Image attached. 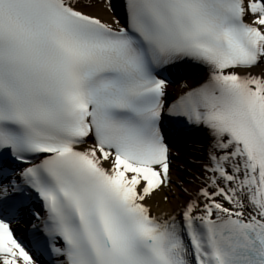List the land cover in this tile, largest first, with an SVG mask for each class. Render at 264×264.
Masks as SVG:
<instances>
[{
	"label": "snow or ice",
	"instance_id": "1",
	"mask_svg": "<svg viewBox=\"0 0 264 264\" xmlns=\"http://www.w3.org/2000/svg\"><path fill=\"white\" fill-rule=\"evenodd\" d=\"M0 264H264V0H0Z\"/></svg>",
	"mask_w": 264,
	"mask_h": 264
},
{
	"label": "bare ground",
	"instance_id": "2",
	"mask_svg": "<svg viewBox=\"0 0 264 264\" xmlns=\"http://www.w3.org/2000/svg\"><path fill=\"white\" fill-rule=\"evenodd\" d=\"M191 68L193 70H196V69L197 70L190 73L189 75H185V77L177 83V87H174V86L169 84V86H168V93H169L168 100L169 101H171L174 97H178L179 95H181L182 93L185 92L184 84L198 83L205 78L206 72L202 68L195 67V66H191ZM201 138H202V133L196 131V132L192 133L191 136L188 137V139H186L182 142L176 143L175 146L179 147L181 150H185V146L187 144L200 142ZM170 210L171 209H169V211ZM156 211H157V209L154 208V213ZM14 226L17 229L18 235L26 234L30 230V227H31L30 224H28L25 221H23L20 224L14 225Z\"/></svg>",
	"mask_w": 264,
	"mask_h": 264
},
{
	"label": "rangeland",
	"instance_id": "3",
	"mask_svg": "<svg viewBox=\"0 0 264 264\" xmlns=\"http://www.w3.org/2000/svg\"><path fill=\"white\" fill-rule=\"evenodd\" d=\"M258 71H260V69H258ZM171 85L174 86V87H177V84L176 83H172Z\"/></svg>",
	"mask_w": 264,
	"mask_h": 264
}]
</instances>
